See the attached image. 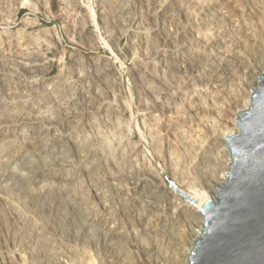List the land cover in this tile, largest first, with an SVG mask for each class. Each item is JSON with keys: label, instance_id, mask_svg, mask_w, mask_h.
Segmentation results:
<instances>
[{"label": "rangeland", "instance_id": "obj_1", "mask_svg": "<svg viewBox=\"0 0 264 264\" xmlns=\"http://www.w3.org/2000/svg\"><path fill=\"white\" fill-rule=\"evenodd\" d=\"M18 2L0 0V39L16 43L19 32L27 40L38 33L58 45L36 60L0 61V264H157L172 257L190 226L169 209L179 195L158 165L193 197L192 185L205 189L220 170V134L261 67L254 57L264 45V0H48L49 17L35 0V8ZM25 78L39 83L29 90ZM135 179H145L137 193ZM78 203L100 217L92 234L108 226L122 242L109 251L76 242L64 219Z\"/></svg>", "mask_w": 264, "mask_h": 264}, {"label": "water", "instance_id": "obj_2", "mask_svg": "<svg viewBox=\"0 0 264 264\" xmlns=\"http://www.w3.org/2000/svg\"><path fill=\"white\" fill-rule=\"evenodd\" d=\"M251 103L237 121L241 132L227 138L233 163L218 201L198 203L158 165L167 187L205 221L190 264H264V74Z\"/></svg>", "mask_w": 264, "mask_h": 264}, {"label": "bare ground", "instance_id": "obj_3", "mask_svg": "<svg viewBox=\"0 0 264 264\" xmlns=\"http://www.w3.org/2000/svg\"><path fill=\"white\" fill-rule=\"evenodd\" d=\"M23 2V4H32L31 3V0H19V2ZM37 4L36 7L38 8H35V6H33L34 4H32V7L35 8V9H38L40 11H42V13H44V15H47V17L50 16V5L48 3V0H35ZM67 1V0H65ZM164 1V0H162ZM18 2V3H19ZM74 3V2H73ZM68 4H71V3H68ZM67 4V5H68ZM164 5V4H163ZM70 6V5H69ZM105 6V5H104ZM113 6V5H112ZM115 6V5H114ZM70 8V7H68ZM158 10L159 8L161 7H157ZM156 10V9H154ZM72 12V11H71ZM74 12V11H73ZM72 12V13H73ZM76 13V12H75ZM73 13V14H75ZM107 14V13H106ZM157 14V12H156ZM155 14V15H156ZM73 16V15H72ZM71 16V17H72ZM159 16V15H158ZM79 17V16H78ZM13 18V17H12ZM76 18V17H75ZM77 19V18H76ZM75 19V20H76ZM134 20V19H133ZM160 21V20H159ZM134 22V21H133ZM75 23V22H74ZM215 24V23H214ZM84 30V29H83ZM220 30V29H219ZM81 31V30H80ZM20 37H17L19 39H16V43H13L12 42H9L7 39H0V61H3L4 59H12V57L14 56H21V58H17L18 60H22V61H27V60H36L38 59V55L40 54V52L42 51V49L44 48H50L52 47L53 49L56 50V47H57V42L56 40H54L53 38H50L48 35L46 34H43L42 36H39L38 33L37 34H33L32 35V38L30 37L29 40H27L26 38L29 37L30 35H26L25 32H22L21 35H20V32L18 33ZM79 37L80 38H84L83 34L81 32L78 33ZM204 34V33H203ZM89 35V34H88ZM263 35V34H262ZM1 36V35H0ZM4 36V35H3ZM150 36V35H149ZM5 37L8 38V36L6 35ZM44 37V38H43ZM90 37V36H89ZM262 37V36H261ZM11 38V36H10ZM263 38V37H262ZM12 40V39H10ZM197 40V39H196ZM258 44V43H257ZM22 47V46H25L26 48L20 52V50H15V51H11L12 48L14 47ZM190 46V45H189ZM264 45L263 44H258V47H257V51H256V60L257 58H259L257 61L258 62H261V67H260V70L259 72H251L250 76L248 78L251 79L250 83L249 84H245V86L247 85V89H251L249 92H248V99L247 98H244L242 102H239V103H235V108H234V114H233V117H232V120L228 122V124H230L231 126V129L230 127L227 125L226 126V132H222L221 135V140H222V146H224V154L222 155V159L221 161H219V168L220 170L218 172H215V174H210V176H208V179H207V182H206V187L205 189L203 187H199V185L197 184H193L191 189H192V193L194 194V198H196L198 200V203L207 197V199L209 201H218L219 200V195L217 193L216 190H221L225 183L227 182V173L231 171V167H232V163H233V159L231 158V149L230 148H227V145H228V142H227V138L230 137V136H235L237 134H239L241 132L239 126L237 125V121L240 119V113H244L246 111H248L252 105L251 103V99H252V96L255 94V91L258 90L259 88V84H260V78L261 76L264 74V50H263V47ZM220 47V46H219ZM23 48V47H22ZM19 49V48H18ZM262 49V51H261ZM10 50V52L8 51ZM254 51V50H253ZM261 51V53H260ZM226 53V52H225ZM41 55V54H40ZM38 56V57H37ZM42 57V55H41ZM253 58V59H254ZM15 59V61H18ZM255 60V59H254ZM256 61V62H257ZM30 62V61H29ZM212 62V61H211ZM6 63H4L5 65ZM253 64H257V63H253ZM11 65V64H10ZM9 65V66H10ZM34 65V63H33ZM186 66V65H185ZM258 66H259V63H258ZM258 66H256L258 68ZM36 67V66H35ZM79 67V66H78ZM81 67V66H80ZM187 67V66H186ZM215 67V66H214ZM2 68V67H1ZM21 68V67H20ZM28 69V68H27ZM182 69V68H181ZM106 70V69H105ZM231 70V69H230ZM253 70V69H252ZM257 70V69H256ZM31 71V69H30ZM33 71V70H32ZM154 71V70H153ZM189 71V70H188ZM191 71V70H190ZM261 71V72H260ZM250 72H247L246 74H249ZM1 74V73H0ZM111 75V74H110ZM187 75V74H186ZM203 76V75H202ZM242 76V75H241ZM247 76V75H246ZM8 77V76H7ZM4 78V77H3ZM0 77V83L2 82L1 80L3 79ZM218 78V77H217ZM247 78V77H246ZM17 79V78H16ZM148 79V78H147ZM249 79V80H250ZM151 80V79H150ZM248 80V79H247ZM39 80H36V79H31V78H25L24 79V82H22V85L24 84V86L26 88H28L29 90H32L34 88H36V86L38 85V82ZM63 81V80H62ZM237 81V80H236ZM19 82V81H18ZM164 82V81H163ZM213 82V81H212ZM5 83V82H3ZM192 83V82H191ZM18 84V83H17ZM21 85V86H22ZM64 85V84H63ZM159 85V84H158ZM250 85V87H249ZM4 86V85H2ZM164 87V86H163ZM15 88V87H14ZM165 88V87H164ZM218 88V87H217ZM2 89V88H1ZM151 89V88H150ZM25 91V90H23ZM7 92V91H6ZM246 92V90H245ZM25 93V92H24ZM4 94V93H3ZM46 94V93H45ZM50 94V92H49ZM28 95V94H27ZM191 95V94H190ZM51 96V95H50ZM204 96V95H203ZM220 97V96H219ZM7 98V97H6ZM51 98V97H50ZM222 98V97H221ZM230 98V97H229ZM20 99V98H19ZM103 99V98H102ZM3 100V99H2ZM22 101V100H21ZM100 101V100H99ZM114 101V100H113ZM26 102V101H25ZM38 102V101H37ZM14 103V102H13ZM183 103V102H182ZM15 104V103H14ZM145 104V103H144ZM157 105V104H156ZM33 106V105H32ZM20 108V107H19ZM148 108V107H147ZM232 108V107H231ZM45 109V108H44ZM93 109V108H92ZM221 109V108H220ZM189 110V109H188ZM201 112V111H200ZM55 113V112H54ZM50 114V113H49ZM29 115V114H28ZM43 115V114H42ZM74 115V114H73ZM44 116V115H43ZM51 116V115H50ZM147 116V115H146ZM16 117V116H15ZM41 117V116H40ZM39 117V118H40ZM62 117V116H60ZM72 117V116H71ZM71 117H68L66 115L65 117V120L67 122H72L71 121ZM103 117V116H102ZM192 117V116H191ZM18 118V116L16 117V119ZM202 118V117H201ZM216 118V117H215ZM5 119V118H4ZM21 119V118H20ZM24 120V118H23ZM22 120V121H23ZM32 120V119H31ZM63 120V119H62ZM80 120V119H79ZM185 120V119H184ZM230 120V119H229ZM35 121V120H34ZM41 121V120H40ZM65 121V122H66ZM97 121V120H96ZM105 121V120H104ZM158 121V120H157ZM231 122V123H230ZM1 123H4L3 121ZM0 123V124H1ZM10 123V121H9ZM111 123V122H110ZM118 123V122H117ZM123 123V122H121ZM156 123V122H155ZM18 124V123H17ZM62 124V123H61ZM64 124V123H63ZM36 125V124H35ZM148 125V124H147ZM160 125V124H159ZM161 126V125H160ZM222 127V126H221ZM39 127H36V129H38ZM168 128V127H167ZM194 128V127H193ZM203 128V127H202ZM220 128V127H219ZM11 129V128H10ZM35 129V128H34ZM205 129V128H204ZM7 130V129H6ZM99 130V129H98ZM203 130V129H202ZM8 131V130H7ZM129 131V130H128ZM207 131V130H206ZM15 132V131H14ZM18 132V131H17ZM130 132V131H129ZM186 133V132H185ZM12 135V134H11ZM108 135V134H107ZM130 135V134H129ZM179 135V134H178ZM109 136V135H108ZM216 136V135H215ZM89 137V136H88ZM129 137V136H128ZM172 137V136H171ZM216 138V137H215ZM117 139V138H116ZM125 139V138H124ZM104 140V139H103ZM108 140V139H107ZM206 140V139H205ZM208 140V139H207ZM206 140V141H207ZM212 140V139H211ZM109 141V140H108ZM192 141V140H191ZM213 141V140H212ZM55 142V141H54ZM107 142V141H106ZM166 142V141H165ZM181 143V142H180ZM187 143V142H186ZM106 144V143H105ZM114 144V143H113ZM135 144V143H134ZM175 144V143H174ZM39 145V143H38ZM192 145V144H191ZM15 146V145H14ZM37 146V145H36ZM59 146V145H58ZM159 146V145H157ZM5 147V146H4ZM10 147V146H9ZM17 147V146H16ZM109 147V146H108ZM107 147V148H108ZM127 147V146H126ZM167 147V146H166ZM175 147V146H174ZM183 147V146H182ZM189 147V146H188ZM191 147V146H190ZM111 148V147H110ZM116 148V147H115ZM77 149V148H76ZM213 149V147H212ZM216 149V148H215ZM34 150V149H32ZM199 150V149H197ZM16 151V150H15ZM36 151V150H34ZM183 151V150H182ZM216 151V150H215ZM31 152V151H30ZM40 152V151H38ZM49 152V151H48ZM78 152V150H77ZM223 152V150H222ZM76 153V152H75ZM180 153V151H179ZM16 154V153H15ZM14 154V155H15ZM26 154V153H25ZM51 154V153H50ZM21 155V154H20ZM19 155V156H20ZM73 155V154H71ZM216 155V154H215ZM214 155V156H215ZM9 156V155H8ZM26 156V155H24ZM36 156V155H34ZM61 156V155H60ZM59 156V157H60ZM53 157V156H52ZM63 157V156H62ZM7 158V157H6ZM22 158V156H21ZM25 158V157H24ZM27 158V157H26ZM25 158V159H26ZM193 158V157H192ZM211 158V157H210ZM214 158V157H213ZM23 159V160H25ZM28 159H31V158H28ZM34 159V158H32ZM38 159V157H37ZM216 159V158H215ZM4 160V159H2ZM1 160V161H2ZM21 159H19L20 161ZM21 160V161H23ZM35 160V159H34ZM47 160V159H46ZM51 160V159H50ZM49 160V161H50ZM55 160V159H54ZM53 160V161H54ZM143 160L145 161V157H143ZM207 160V159H206ZM210 160V159H209ZM20 161V162H21ZM119 161V160H118ZM131 161V160H130ZM7 162V161H6ZM217 162V161H216ZM119 163V162H118ZM17 164V163H16ZM19 164V163H18ZM36 164V163H35ZM58 164V163H57ZM208 164V163H207ZM214 164V163H213ZM32 165V164H31ZM120 166V165H119ZM36 167V166H35ZM212 167V166H211ZM41 167H39L40 169ZM43 168V167H42ZM198 168V167H197ZM13 169V168H12ZM66 169V168H65ZM71 169V168H69ZM217 169V168H216ZM11 170V169H10ZM187 170V169H186ZM43 171V170H42ZM41 171V172H42ZM206 171V170H204ZM36 172V170H35ZM69 172V171H68ZM211 172V170H210ZM213 172V171H212ZM16 173H19L18 171ZM45 173V171H44ZM116 173V172H115ZM113 174V173H112ZM144 174V173H143ZM56 175V174H55ZM190 175V174H189ZM37 176V175H36ZM52 176V175H51ZM68 176V175H67ZM88 176V175H87ZM130 176V175H129ZM43 177V176H42ZM41 177V178H42ZM70 177V176H69ZM94 177V176H93ZM96 177V176H95ZM141 177V176H140ZM144 177V176H143ZM151 177V176H150ZM158 177V176H157ZM201 177V176H200ZM114 178V177H113ZM116 178V177H115ZM20 179V178H19ZM116 180V179H115ZM145 179H135V181H133V187L131 189V191L133 193H137L138 191V183H142L143 186H144V181ZM44 182V180H42ZM117 181V180H116ZM149 181V180H148ZM4 182V181H3ZM9 182V181H8ZM11 182V181H10ZM41 182V180H40ZM42 182V183H43ZM118 182V181H117ZM117 182L113 181L112 179V182L111 184L113 185V189L114 187L117 185ZM151 182V185H152V181ZM51 183V182H50ZM121 183V182H120ZM132 183V182H131ZM39 184V183H38ZM147 184V183H146ZM11 185V184H10ZM15 186V185H14ZM36 186H37V183H36ZM44 186V185H43ZM101 186V185H100ZM140 186V185H139ZM16 187V186H15ZM14 187V189H15ZM22 187V186H21ZM119 187V186H118ZM117 188V187H116ZM5 189V188H4ZM140 189V188H139ZM16 190V189H15ZM30 190V189H29ZM103 190V189H102ZM115 190V189H114ZM149 190V189H148ZM157 190V189H155ZM119 192H122L123 190H120V187L118 189ZM146 194V193H145ZM108 195V194H107ZM178 200L180 201L179 204H176L177 206H173L171 204H169V209H171L172 211V214L173 215H178V213L182 214L184 217H186V220L188 219L189 220V224H187L188 226H190L187 230H188V234H183L179 239H178V242H177V247L175 246V250H174V254L172 257H168L166 259H164L163 261L161 262H156L157 264H161L163 262V264H190V255L193 253L194 251V248H195V244H197V242L201 241L202 240V235L201 233H203L205 230H204V227H205V221H204V218H203V215L201 213L200 210L197 209V205H192L186 201H184V199L180 196H177ZM55 198V197H54ZM77 198V197H76ZM149 198V197H148ZM25 199V198H24ZM46 199V198H45ZM11 200V199H10ZM48 200V199H47ZM83 200V199H81ZM24 201V200H23ZM118 201V200H117ZM6 202V201H5ZM79 202V201H78ZM11 203V202H10ZM125 203V202H124ZM128 203V202H127ZM171 203V202H170ZM4 204V203H3ZM64 204V203H63ZM87 204V203H86ZM4 206V205H3ZM2 206V207H3ZM24 206V205H23ZM104 206V205H103ZM141 206V205H140ZM7 207V206H6ZM105 208V207H104ZM86 207H83L82 204H72L69 208H68V212H67V217L64 219V221H66L70 228H71V231L75 236V241L76 242H79V244H82V245H90V242L91 244L95 245L96 247H99L100 245L102 246L103 245V249L106 251L107 247H109L108 251L110 250L111 247L114 248V245H116L117 243L119 242H122L119 240V236L117 235V232L111 228V227H108V226H102V228L100 229V231H98L97 233H94L92 234V231L93 229L95 228V226L99 223L100 221V217L98 215H95L91 212H87L86 211ZM112 210V209H111ZM162 211V210H161ZM112 212V211H111ZM87 213V214H86ZM142 213V212H141ZM47 214V213H46ZM57 214V213H56ZM86 214V216H85ZM97 214V213H96ZM145 214V213H144ZM50 215V214H49ZM83 215L85 216L84 217V220H81V217H83ZM164 215V214H163ZM146 216V215H145ZM172 216V215H171ZM164 217V216H163ZM170 217V216H169ZM168 217V218H169ZM178 218V216H176ZM181 217V216H180ZM116 218V217H115ZM176 218V219H177ZM60 219V218H59ZM136 219V218H135ZM167 219V218H166ZM79 220H81L79 222ZM46 221V220H45ZM58 221V220H57ZM172 221V220H171ZM177 221V220H176ZM36 222V220H35ZM48 222V221H47ZM175 223V222H174ZM188 223V222H187ZM37 224V223H36ZM66 224V225H68ZM100 225V224H99ZM177 225V224H176ZM175 225V226H176ZM26 226V225H25ZM195 226L198 227L199 230H195ZM187 227V226H186ZM62 228H64V225L62 226ZM167 228V227H166ZM41 229V227H40ZM174 229V228H173ZM151 230V229H150ZM180 230V229H179ZM20 231V230H19ZM18 231V232H19ZM185 231V230H184ZM11 232V231H10ZM137 232V231H136ZM139 232V231H138ZM145 232V231H144ZM154 232V231H153ZM37 233V232H36ZM24 234V233H23ZM70 234V233H69ZM150 234V233H149ZM155 234V233H154ZM36 235V234H35ZM171 235V234H170ZM184 235H187V237H185ZM23 236V235H22ZM153 236V235H151ZM15 237V235L13 236ZM178 237V236H177ZM185 237V240H183ZM72 238V237H71ZM25 239V238H24ZM23 239V240H24ZM43 239V238H42ZM35 240V239H34ZM38 240V239H37ZM41 240V239H40ZM49 240V239H48ZM19 241V240H18ZM74 243V242H73ZM176 243V242H175ZM48 244V243H47ZM78 244V243H77ZM78 244V245H79ZM121 244H119L120 246ZM39 246V245H38ZM140 246V245H139ZM64 247V246H63ZM95 247V248H96ZM117 247V246H115ZM27 248V247H26ZM148 248V247H147ZM32 249H34V246L32 247ZM72 249V248H71ZM97 249V248H96ZM153 249H156L155 247H153ZM163 249V248H162ZM37 251V250H36ZM35 251V252H36ZM46 251V250H45ZM58 251V250H57ZM60 251V250H59ZM58 251V252H59ZM68 251V250H67ZM94 251V250H93ZM34 252V251H33ZM48 252V251H47ZM111 252V251H110ZM155 252V251H154ZM173 252V251H172ZM22 253V252H21ZM113 253V252H112ZM128 253V252H127ZM138 253V251H137ZM153 253V252H151ZM145 254V253H144ZM168 254V253H167ZM73 255V253H72ZM162 255V254H161ZM35 256V255H34ZM61 256V255H60ZM126 256V255H125ZM136 256V255H135ZM165 256V255H164ZM32 257V256H31ZM65 257V256H64ZM68 257V256H67ZM156 257V256H155ZM166 257V256H165ZM164 257V258H165ZM87 258V257H86ZM93 258V257H92ZM143 258V257H142ZM98 259V258H97ZM124 259V258H123ZM155 259V258H154ZM52 260V259H51ZM67 260V259H66ZM87 260V259H86ZM27 261V260H26ZM38 261V260H37ZM90 261V260H89ZM110 260H108L109 262ZM88 262V261H87ZM104 262V261H103ZM102 262V263H103ZM113 262V261H112ZM111 262V263H112ZM32 263V262H31ZM50 263V262H49ZM84 263V262H83ZM101 263V264H102ZM125 263V262H123ZM129 263V262H127ZM139 263V262H137ZM92 264V262H91ZM146 264V263H145Z\"/></svg>", "mask_w": 264, "mask_h": 264}]
</instances>
